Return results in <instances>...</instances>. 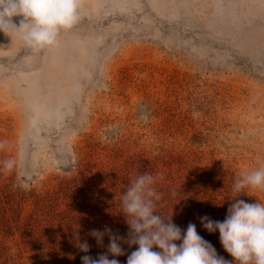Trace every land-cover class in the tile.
I'll use <instances>...</instances> for the list:
<instances>
[{"label": "rangeland", "instance_id": "obj_1", "mask_svg": "<svg viewBox=\"0 0 264 264\" xmlns=\"http://www.w3.org/2000/svg\"><path fill=\"white\" fill-rule=\"evenodd\" d=\"M57 45L33 50L0 31V264L106 253L108 236L98 246L89 233L127 237L120 193L138 172L160 178L161 215L182 232L195 224L231 261L200 217L264 201V191H233L241 172L264 166V0H82ZM57 47L82 72L62 120L37 132L27 82L35 73L41 95L57 92ZM121 247L109 259L126 264L137 245Z\"/></svg>", "mask_w": 264, "mask_h": 264}, {"label": "clouds", "instance_id": "obj_2", "mask_svg": "<svg viewBox=\"0 0 264 264\" xmlns=\"http://www.w3.org/2000/svg\"><path fill=\"white\" fill-rule=\"evenodd\" d=\"M81 12L82 0H0V31L15 29L33 50L51 48L57 45L62 32L78 23ZM13 17H21L18 27L12 22ZM5 167L10 169L12 165L6 162ZM158 179L149 172H138L120 193V213L129 226L127 237L114 234L107 226L103 231L91 230L89 235L98 246H104L103 238L108 236L107 252L95 259L83 255L81 264H120L118 259H109V254L125 255L122 243L129 247L137 245L127 256L126 264H264V201L258 197L255 203L235 199L241 193L264 191V166L243 171L234 180L233 191L239 195L232 198L235 202L229 205L223 221L200 217L207 232L218 231L219 241L233 258L231 261L217 254L211 243L198 234L195 224L189 223L182 232L172 222V214L164 216L157 211L162 199L157 190ZM76 246L81 252H89L90 245L87 241L80 243L78 235Z\"/></svg>", "mask_w": 264, "mask_h": 264}, {"label": "bare ground", "instance_id": "obj_3", "mask_svg": "<svg viewBox=\"0 0 264 264\" xmlns=\"http://www.w3.org/2000/svg\"><path fill=\"white\" fill-rule=\"evenodd\" d=\"M57 46L61 47L63 44H58ZM60 47H57L58 54L56 55L59 63L57 62V67L55 71L52 72V75L60 78V82L56 85V87L58 86L57 92L50 91L49 94H40L39 86H37V78L41 75H35V73H33L27 82V95H30L31 98L27 103V107L30 108L29 111L31 112L30 127L37 132L46 130L49 124L54 123L57 126L59 121L62 120L65 112L63 106L66 107L70 103V98L67 94L74 91V88L77 86L75 85V81L72 82V80L77 77L76 71L82 72L81 66L79 63L77 64L76 59L69 63L63 62L64 59L62 58L63 54ZM70 71H75V73L72 74L73 72Z\"/></svg>", "mask_w": 264, "mask_h": 264}]
</instances>
